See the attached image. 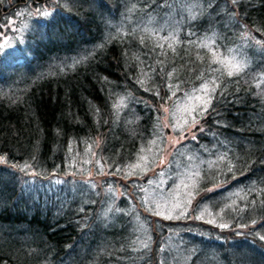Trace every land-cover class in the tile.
Returning <instances> with one entry per match:
<instances>
[{
  "label": "trees",
  "instance_id": "1",
  "mask_svg": "<svg viewBox=\"0 0 264 264\" xmlns=\"http://www.w3.org/2000/svg\"><path fill=\"white\" fill-rule=\"evenodd\" d=\"M230 1V8L218 12L220 43L240 34L238 29L231 33L230 14L261 37L247 40V67L232 76L231 68L196 37L177 41L171 48L147 42L144 50L141 41L147 36L138 30L128 32L134 16L127 10L137 0L0 1V23L15 9H27L25 17L35 5L46 9L44 15L51 14L47 16L51 21L34 20L31 33L21 36L25 41L21 45L27 46L18 49L22 58L14 61L13 70L2 66L0 59V156L6 162L0 164V264H135L142 258L131 253L133 230L127 216L117 217L118 206H113L116 210L109 220L86 216L95 196L84 187L89 179L76 176L80 171L86 175L90 167L96 173L124 171V177L137 171L139 149L146 146L145 138L153 129L158 134L164 118L147 97H154L163 85L175 88L193 78L216 89L200 122L205 148L210 149H199L217 172V178L205 185L231 179L228 186L246 194L243 211L252 215L245 221L264 222V103L256 97L264 95V88L256 86L257 77L264 74V64H259L264 63V0ZM126 16L129 20L124 21ZM201 16L209 23L208 12ZM154 67L159 76L153 81ZM141 87L147 88L146 97L139 95ZM251 92L250 99H244ZM28 167L32 173L26 172ZM243 211L231 212L230 218H241ZM161 220L185 228V220ZM258 231L252 232V246L240 239L225 242L215 231L199 238L191 232L200 244L186 245L190 257L184 261L264 264L260 238L264 226ZM217 235L224 239L221 244ZM177 256L168 249L164 263L155 259L159 264H178ZM155 259L149 263L155 264Z\"/></svg>",
  "mask_w": 264,
  "mask_h": 264
},
{
  "label": "rangeland",
  "instance_id": "2",
  "mask_svg": "<svg viewBox=\"0 0 264 264\" xmlns=\"http://www.w3.org/2000/svg\"><path fill=\"white\" fill-rule=\"evenodd\" d=\"M160 1L158 7H161L164 3L163 1L166 0ZM167 3L174 4L175 8L164 9L161 20L158 23L151 25L148 19H142L137 24L131 25V28L154 34L158 42L170 44L178 41L182 34L188 33V31H184V23L187 20L191 21L193 18L195 19L200 11L207 9L206 6H209V4L204 5L202 0H175L174 3L168 0ZM225 5L227 3L222 4L217 9H224ZM38 6L41 7V5ZM38 6L35 5L34 8ZM229 6L231 7V5ZM25 10L27 9H15L13 15L6 16V22L0 23V58L2 59V66L8 65L9 70H13L15 67L14 58L19 55L17 50L19 48H26L24 45H17V42L20 40L24 42V38L21 36L28 31L30 25V22H27L24 18ZM37 10H42L43 13L46 11V9L42 8L31 9L33 14H36ZM127 12H131V10L128 9ZM19 16H21L20 19H18ZM228 16L229 24L232 25L231 33H235L234 31L238 29L239 35H231L232 37L228 42L224 45L222 44V46L216 41L211 27L207 30L210 33L203 35L198 41L200 45H206V47L211 48V51L215 53L218 59L228 65L231 70L234 71V65L239 66L240 70H242L244 67H247L249 61L248 51L250 44L247 40L256 42L260 41L261 37L255 33V29H251L248 25L240 24L235 15L230 14ZM32 17L33 15L30 16V20ZM124 18V21L129 20L128 16ZM231 22L233 23L231 24ZM173 37L174 40L172 39ZM230 40H233V42L230 43ZM141 44L144 45L145 50L147 44L142 41ZM214 45L215 47H213ZM152 54L153 52H151V56ZM259 64L262 66L264 63L259 62ZM150 76L153 77L152 74ZM146 78L148 76L145 75ZM257 78L258 84L256 86H258V89L260 87L261 89L264 88V74ZM195 80L196 78H193L189 81V85L186 88L179 90L173 87L163 89L165 102H154L152 100L157 112L164 117V123L166 120L169 123H163L162 127L157 130L158 134L156 135L159 136L154 134L153 137L149 136L145 138L146 146L139 149L142 154L134 162L139 167L137 171L134 170L132 173L126 174V176L129 175L130 177H124V171L107 173L104 170L102 173H96L92 171V167H90L88 173H85L86 175L80 171L76 176L81 181L89 179L84 183V187L89 188L93 194L97 191L98 193L96 194H98V197L102 201V204L101 202L98 203L96 198L92 197L90 202L95 204L91 209V213L86 214V216L92 217L96 215L98 219L109 220L113 211L116 210L113 206L118 201L119 208L117 210L128 214V219L133 230V239L130 240V250L132 254L139 253L137 257H142H136L137 260L131 257L135 260V264H142L143 261L150 264V251L153 240L155 243H159L162 240L161 246L156 249L157 254L160 252L159 258L163 260L162 263L165 261L163 255L169 249L173 253L178 252L175 263L186 264L184 259L187 256L190 257L188 250L185 248L186 245L189 243L195 245L198 242L190 236L192 235V231L188 226L192 222H195L194 225H197L199 228L197 230L200 232H205L204 227H215V233L217 232L216 229L220 230V234L224 237L225 242L226 240L233 242L234 239H240L242 242L248 243L247 245L249 246L254 244L253 240H251L254 229L258 231L261 226H264V222L259 220L253 222V219L245 221L252 214L250 211L244 213L243 210L246 209L244 203L246 194L239 195L240 190L238 188L228 186L224 189H219V185L222 184L221 181L212 185H205L212 179L217 178L216 174H214L217 172L216 167L211 164V161H206L201 154L199 146L204 148V150H209L210 147L205 148V142H198V144L193 145L195 144L193 138L192 142H190L191 140L185 137V134L190 133L191 130L192 132L197 130L196 124L192 123V117L195 116L200 123L199 119L202 116L199 109L203 105L196 97H205V93L201 89L206 84L204 82L198 83ZM252 94L251 92L249 96L244 95V99H250ZM262 94L260 96L258 94L256 97L264 103V95ZM121 102L122 100L118 102L120 108L122 107ZM123 106H126L125 100ZM174 125L176 126L175 128L173 127ZM162 131H167L173 138L167 142V135L163 136ZM201 131L205 132L204 129H201ZM162 137L163 144H159ZM0 158H2L0 161H4L2 156ZM202 166L205 171H202ZM242 179L246 181L248 179L247 174ZM76 186L79 187L78 184ZM246 192L249 196L248 189ZM77 196L82 200V192L78 193ZM177 205L179 206L177 207ZM237 210L239 212L243 211V216L231 219V215L237 213ZM157 212L161 214L157 215ZM231 212L233 214L229 215ZM120 215L121 213L117 217ZM166 217L185 218V221L190 222L185 224L184 229L179 230L172 224H167L161 220V218ZM197 217L202 218L198 219ZM198 220L199 222H197ZM213 220L215 221L214 223H209V221ZM220 224H228L229 227L221 228L219 227ZM164 226L167 233L164 230ZM251 228L253 230H250ZM185 229L189 233H186ZM227 236L230 237L227 239ZM247 236L251 238H247ZM215 238L220 240V244L224 241L221 236L217 235ZM145 245L147 246L145 247ZM193 247L197 248L198 246Z\"/></svg>",
  "mask_w": 264,
  "mask_h": 264
},
{
  "label": "snow or ice",
  "instance_id": "3",
  "mask_svg": "<svg viewBox=\"0 0 264 264\" xmlns=\"http://www.w3.org/2000/svg\"><path fill=\"white\" fill-rule=\"evenodd\" d=\"M232 2H233V4H235V3H237V0H232ZM172 39L174 40V37H173ZM204 46H206V45H204ZM161 47H163V46L161 45ZM168 47L171 48V47H172V44L170 43V44L168 45ZM233 69H234V71H231V70H230V71L228 72V75H229V76H232V75L234 74V72H239V71H240V67H239V66H236V65L233 66ZM168 75L171 76L172 73H169ZM201 90L204 91V93H205V97H204V98L196 97V99L199 100L200 103L203 105V107L200 108L199 111H200V112H206V111L209 109V106L212 104V97H211L210 93H211V92H215L216 89H215V88L209 89V88L207 87V85H204V86H202V89H201ZM121 103H122V102H121ZM118 106H119V105H117V107H118ZM189 114L191 115V113H189ZM185 123H187V121H185ZM192 123H193V124L199 123V121L196 119L195 116L192 117ZM173 127L175 128L176 126L174 125ZM0 159H2V158H0ZM135 167H139V165H137V166H135ZM230 170H231V169H230ZM178 206H179V205H177V207H178ZM156 214H157V215H160L161 213H160V212H157ZM197 218L200 219V218H202V217H197ZM214 222H215L214 220H213V221H209V223H214ZM219 227H221V228H227V227H229V225H228V224H220ZM260 238H261L262 240H264V236H261ZM146 246H147V245H145V247H146Z\"/></svg>",
  "mask_w": 264,
  "mask_h": 264
}]
</instances>
